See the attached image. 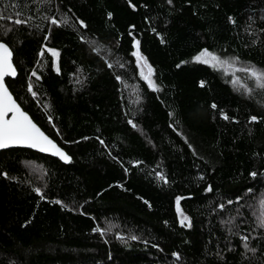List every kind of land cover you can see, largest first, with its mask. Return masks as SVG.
<instances>
[{
	"label": "trees",
	"instance_id": "16d2710c",
	"mask_svg": "<svg viewBox=\"0 0 264 264\" xmlns=\"http://www.w3.org/2000/svg\"><path fill=\"white\" fill-rule=\"evenodd\" d=\"M0 16L7 87L71 157L0 151V264H264V88L193 59L264 71V0H0Z\"/></svg>",
	"mask_w": 264,
	"mask_h": 264
},
{
	"label": "snow or ice",
	"instance_id": "6c2138e0",
	"mask_svg": "<svg viewBox=\"0 0 264 264\" xmlns=\"http://www.w3.org/2000/svg\"><path fill=\"white\" fill-rule=\"evenodd\" d=\"M169 3L172 2V0H168ZM17 16L20 15L19 12L16 13ZM109 16H111V13H109ZM5 17L0 16V19H4ZM11 19V17H9ZM231 19V18H230ZM15 24H24L27 21L22 19H16L13 21ZM52 24H57L58 21L56 19H51ZM80 24L82 26L84 25L83 21H80ZM48 37L45 36V40H47ZM134 46L136 47L137 51L133 53V55L138 57V64L140 61H143V67H147L148 72L147 75L141 72V75L143 79H145L148 82V85L153 90H158L155 82L152 80V73L153 69L150 65L147 64V61L144 57L139 55V41H135ZM49 52L52 53L54 57L58 56V53L53 49H48ZM43 50L41 51V55H43ZM194 61L201 62L204 64H209L210 66L215 67L216 64H225L229 63L228 61H223L219 57H217L215 54L210 53L207 49H204L201 51L200 54L195 56ZM236 58H233L235 60ZM109 67H112L113 65L109 64ZM120 67H123L121 64ZM179 67V65H178ZM239 71H243L248 74L249 78L254 79L256 82L257 88H264V71L257 70L255 67H249V68H242L238 69ZM16 75V69L12 64V52L9 49V47L4 44L3 42H0V149L7 148L14 145H24L30 148H36L41 152H51L53 155L58 156L61 160L65 162H69L71 160V157L67 155L52 139H50L48 136H46L40 128L32 121V119L28 116L26 112H24L20 105L16 103V101L12 98V94L9 92L8 87L5 84V77L6 76H15ZM32 76H36V72L33 71L31 73ZM38 78V77H37ZM117 79L119 80L120 77L117 76ZM239 81L238 77L234 76L233 83H237ZM204 82H201V86H203ZM28 91L32 93V95L35 97L36 93L33 92V84L30 82L28 84ZM249 92H251V89H248ZM213 108L216 107V105H212ZM11 113V118L7 119L6 117L8 114ZM225 119H228L227 116L224 117ZM49 120L51 122V117H49ZM257 117L253 116L251 117V121H256ZM129 124H131L133 127H136V125L129 120ZM87 139V138H85ZM101 144H104L103 140H100ZM6 175V174H4ZM253 177H255L257 174L255 172L251 173ZM157 176L160 180H162L164 183H167V178L161 174L157 173ZM34 191L37 192V194L41 195V198L43 199V194L40 188L34 189ZM207 191H211V186L207 189ZM251 191V189H249ZM183 199L182 197L176 198V206H177V212L181 215L180 224L183 226L186 221H189V217L186 215H183L180 209V201ZM240 198L238 197L237 200ZM56 203H61L60 201H56ZM228 204H232L233 201L229 200L227 202ZM221 208L224 207L223 204L220 205ZM187 226H191L190 221ZM259 227L264 228V218H262L259 221ZM110 230V229H108ZM94 232H100V234L103 236L105 234V230L101 229L99 226L93 229ZM120 239H123L122 237H118ZM132 240L138 239L136 236L130 237ZM242 240L245 241L244 247L248 251L255 252V249L249 248L247 244L248 237L244 236L242 237ZM153 247H156V245H153ZM173 256L179 258V255L177 253H173Z\"/></svg>",
	"mask_w": 264,
	"mask_h": 264
},
{
	"label": "rangeland",
	"instance_id": "374dc122",
	"mask_svg": "<svg viewBox=\"0 0 264 264\" xmlns=\"http://www.w3.org/2000/svg\"><path fill=\"white\" fill-rule=\"evenodd\" d=\"M220 59L223 60V61H228L229 63L216 64V66L218 68H221L224 73H226L227 75L231 76V79L234 78V76L239 78V81L237 83H233V86H234L235 90H237V91L238 90L245 91L246 87H247V82L249 80L253 81L256 84L255 80L249 78L247 73L238 70V69H242V68H249V67H255V66H249V65H246V64L238 63V62H235V61H233L231 59H229V60L228 59H223V58H220ZM138 66H139L140 72L143 71V73L145 75H147L148 69H147V67H143V61H140ZM255 68L257 70H261L258 67H255Z\"/></svg>",
	"mask_w": 264,
	"mask_h": 264
},
{
	"label": "water",
	"instance_id": "95a60500",
	"mask_svg": "<svg viewBox=\"0 0 264 264\" xmlns=\"http://www.w3.org/2000/svg\"><path fill=\"white\" fill-rule=\"evenodd\" d=\"M0 42H2V41H0ZM4 43V42H3ZM4 44H6V43H4ZM7 45V44H6ZM8 46V45H7ZM9 47V46H8ZM9 49H10V47H9ZM11 50V49H10ZM12 52V51H11ZM12 57H13V55H12ZM12 64H13V66H14V63H13V60H12ZM15 67V66H14ZM16 69V68H15ZM16 75H17V70H16ZM16 75L15 76H6L5 77V80H6V78L7 77H10V78H15L16 77ZM5 84H6V82H5ZM7 86V85H6ZM8 90H9V88H8ZM9 92H10V90H9ZM11 93V92H10ZM12 94V93H11ZM12 98L15 100V98H14V96L12 95ZM16 101V100H15ZM16 103L18 104V102L16 101ZM21 107V106H20ZM21 109L23 110V108L21 107ZM24 112H26L25 110H23ZM27 113V112H26ZM28 114V113H27ZM28 116L31 118V116L28 114ZM7 119H10L11 118V113H9L8 114V116L6 117ZM32 119V118H31ZM32 121L34 122V120L32 119ZM35 123V122H34ZM36 124V123H35ZM37 126H38V124H36ZM39 128H40V126H38ZM40 130L46 135V136H48L41 128H40ZM49 137V136H48ZM50 139H52L51 137H49ZM53 140V139H52ZM54 141V140H53ZM55 143H56V141H54ZM57 144V143H56ZM58 145V144H57ZM59 146V145H58ZM60 147V146H59ZM10 148H25V149H30V150H33V151H35V152H38V153H41V154H44V155H48V156H51V157H54V158H57L58 160H60L61 162H63V163H65V164H67V163H69V162H65V161H63V160H61L58 156H56V155H53L51 152H41V151H39L38 149H36V148H30V147H27V146H24V145H14V146H10V147H7V148H3V149H0V151L1 150H5V149H10ZM61 148V147H60ZM65 153H67L63 148H61ZM68 155V154H67ZM69 156V155H68Z\"/></svg>",
	"mask_w": 264,
	"mask_h": 264
}]
</instances>
